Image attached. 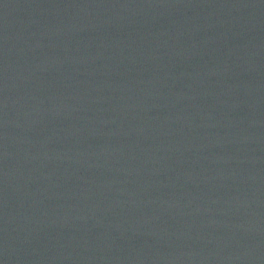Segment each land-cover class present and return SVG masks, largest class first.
Returning a JSON list of instances; mask_svg holds the SVG:
<instances>
[{
	"label": "water",
	"instance_id": "95a60500",
	"mask_svg": "<svg viewBox=\"0 0 264 264\" xmlns=\"http://www.w3.org/2000/svg\"><path fill=\"white\" fill-rule=\"evenodd\" d=\"M0 264H264V0H0Z\"/></svg>",
	"mask_w": 264,
	"mask_h": 264
}]
</instances>
